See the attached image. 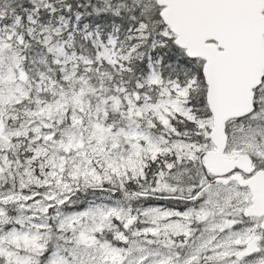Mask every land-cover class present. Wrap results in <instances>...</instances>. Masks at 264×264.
I'll use <instances>...</instances> for the list:
<instances>
[{"label":"snow or ice","instance_id":"snow-or-ice-1","mask_svg":"<svg viewBox=\"0 0 264 264\" xmlns=\"http://www.w3.org/2000/svg\"><path fill=\"white\" fill-rule=\"evenodd\" d=\"M0 264H264V0H0Z\"/></svg>","mask_w":264,"mask_h":264}]
</instances>
